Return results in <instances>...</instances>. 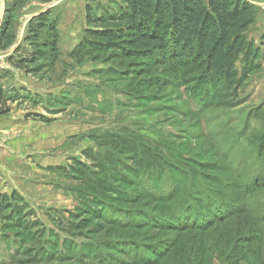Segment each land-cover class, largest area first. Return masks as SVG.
<instances>
[{
    "label": "rangeland",
    "instance_id": "obj_1",
    "mask_svg": "<svg viewBox=\"0 0 264 264\" xmlns=\"http://www.w3.org/2000/svg\"><path fill=\"white\" fill-rule=\"evenodd\" d=\"M244 1L255 10L246 42L258 54L237 58L243 83L233 101L231 91L201 86L191 92L165 71L163 86L129 96L126 83L106 76L107 64L70 56L86 28L87 0L18 2L12 32L20 51L14 60L30 54L28 21L45 10H51L58 46L56 55L48 53L27 70H0L6 100L0 110V198L11 203L0 208V264H264V0ZM47 40L51 34L43 30L40 42ZM139 160L154 170L137 171ZM75 162L87 167L85 174L73 170ZM98 163L108 173L129 170L131 182L144 180L157 194L174 196L155 202L124 188L135 203L115 216L135 218L143 227L132 222L101 233L91 221L82 229L77 212L92 204L88 179ZM165 167L170 177H164ZM253 179L263 184L254 190ZM244 186L254 190L250 196ZM213 201L249 213L204 230L200 217ZM181 202L189 210L186 224L195 227L175 231L170 212ZM118 240L138 258L108 255L102 244Z\"/></svg>",
    "mask_w": 264,
    "mask_h": 264
},
{
    "label": "trees",
    "instance_id": "obj_2",
    "mask_svg": "<svg viewBox=\"0 0 264 264\" xmlns=\"http://www.w3.org/2000/svg\"><path fill=\"white\" fill-rule=\"evenodd\" d=\"M19 1L22 0H16L14 6L4 14L0 26L2 52L9 50L16 40L12 32L13 13ZM38 1L49 4L54 0ZM51 17V10H45L29 19L24 41L33 49L30 54L15 61L14 57L20 51L18 46L7 59L11 66L27 70L35 61L46 59L49 54L56 55L58 36ZM85 21L86 28L82 39L71 51L70 56L80 61L86 59L107 64L109 67L105 70L106 76L114 82L126 83L125 88L129 96L137 94L139 90L163 86L169 78L161 76L165 71L182 78L183 85L190 87L191 92L199 90L201 86L209 87L211 93L231 91L233 98L230 101H233L236 91L243 83L242 75L235 69L237 58L246 52L254 58L258 54H251L250 46L246 42V34L255 21V10L244 0H110L106 5L87 0ZM43 30L49 31L51 40L40 42ZM41 49H49L50 52ZM5 104L4 95L0 92V110ZM95 165L94 168L98 172L88 179L92 204H86L77 212V215L84 217L80 227L82 229L91 221L97 222L96 227L101 233L106 228L110 231L117 230L132 222H135L134 228L143 227L135 218L123 222L115 216H121L126 205L135 203L124 188L131 187L132 190L128 191L133 193L140 190L155 202L164 201V198L171 200L174 196L172 192L157 194L154 187L146 184L144 180L140 183L131 182L132 172L129 170L124 174L108 173L104 163ZM134 165L137 171L154 170L153 167L144 166L140 160ZM165 169L164 177H170L169 169ZM73 170L85 174L87 167L75 162ZM255 179L252 181L254 190L263 184ZM246 187L242 189L244 195L250 196L254 190ZM135 198L136 202L140 201L138 195ZM12 199L17 201L15 196ZM217 203L213 201V205H209L207 212L200 217L204 224L199 226H204V230L237 213H249V210L240 207L232 206V210H228L226 206ZM182 204L184 202L177 203L170 212L173 217L171 227L175 231L195 227L186 224L189 210ZM10 205V200L0 198V208H10ZM151 221L149 226L154 227ZM145 227H148V224ZM128 245L120 240L102 244L104 249L110 251L106 252L108 255L119 251V255L128 254L127 257L133 260L134 257L138 258L124 250ZM154 257L157 258L158 255ZM152 261L154 263L157 260Z\"/></svg>",
    "mask_w": 264,
    "mask_h": 264
},
{
    "label": "crops",
    "instance_id": "obj_3",
    "mask_svg": "<svg viewBox=\"0 0 264 264\" xmlns=\"http://www.w3.org/2000/svg\"><path fill=\"white\" fill-rule=\"evenodd\" d=\"M15 1L16 0H0V12H1L0 22L1 23H2L1 20L3 19L6 10L10 9V7H13L15 4ZM1 23H0V26H1ZM18 45H19L18 41L15 40L13 46L9 50L5 52L0 51V70L6 67L8 68V70H11L12 66L8 63L7 59L8 57L11 56V54L18 47Z\"/></svg>",
    "mask_w": 264,
    "mask_h": 264
},
{
    "label": "bare ground",
    "instance_id": "obj_4",
    "mask_svg": "<svg viewBox=\"0 0 264 264\" xmlns=\"http://www.w3.org/2000/svg\"><path fill=\"white\" fill-rule=\"evenodd\" d=\"M1 13V12H0ZM0 18H1V14H0Z\"/></svg>",
    "mask_w": 264,
    "mask_h": 264
},
{
    "label": "water",
    "instance_id": "obj_5",
    "mask_svg": "<svg viewBox=\"0 0 264 264\" xmlns=\"http://www.w3.org/2000/svg\"><path fill=\"white\" fill-rule=\"evenodd\" d=\"M3 9V8H2ZM3 11V10H2Z\"/></svg>",
    "mask_w": 264,
    "mask_h": 264
}]
</instances>
